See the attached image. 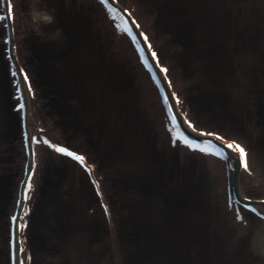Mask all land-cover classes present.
<instances>
[{
    "label": "rangeland",
    "instance_id": "374dc122",
    "mask_svg": "<svg viewBox=\"0 0 264 264\" xmlns=\"http://www.w3.org/2000/svg\"><path fill=\"white\" fill-rule=\"evenodd\" d=\"M64 2L65 14L56 22L49 20V13L44 11L43 7L35 9L27 6L28 8L22 9L26 4L16 0L15 4L19 5L17 13L20 14L16 22V33H19L18 39L22 47L24 42H34L35 49L40 46L41 57L48 54L50 48L47 47L50 42L56 44L64 42L65 50L70 51V54L73 52L74 55L84 43L101 42V51L96 52L98 54H101L103 49L106 50L108 73L102 72L99 67L97 69L89 67L85 74L80 75L79 69L72 67L88 62L94 57L85 51L81 53V56H84L82 62L78 58L80 56H77V60L73 61L76 63H72V56L66 51L65 60L70 65L68 68L51 73L52 81L44 82L43 87L46 86L50 90L52 97L50 102H55L56 112L60 113L58 120L66 129L64 140L70 141L76 148L88 151L90 155L98 156L103 162L102 165L109 170H106L104 189L107 190V200L111 199L116 206L111 208L114 213L113 219L118 225L131 222L132 232L125 237V241L122 240L125 244L123 251L117 249L116 243L108 241L107 229L101 235L97 234L98 228L108 225L104 221V215L90 210L88 205L91 195L83 177L80 174L78 177L72 176L69 169L61 170L59 164L54 165L56 162L53 161L51 166L47 165V168H51V172H55L58 178L54 177L53 181H48V187L54 189L57 178L58 188L55 191H61L59 193L61 200L51 201L54 208L46 207L47 218L41 223L36 222L34 218L31 225L33 228L27 231L31 239L36 233L33 225L35 221L37 231L40 232L37 244L32 242L33 248H36L35 264H136L137 260L141 261V248L145 249L150 241L157 250L161 264H256V261L260 263L262 254L251 245L253 243L251 236L246 235L249 229L247 232L239 231V227H233L232 222L225 223L220 219L222 210H218L221 204L218 189L223 191L221 183L224 180L221 181L218 174L210 173V170L202 166L203 163L197 159L192 161V158H187L185 155L183 159L182 155L170 154L165 144L161 143L163 139L156 138L157 133L152 132L154 127L150 131V125L153 123L146 119L149 116L148 110L152 111L158 101L151 100L150 95L134 85L127 86V82L119 77L120 72L126 69V65L122 62L118 67L116 66L118 60L113 38L102 36L104 27L110 29L104 26V22L100 21L102 25H99L100 23L97 24L94 20L92 12L95 14L97 10H94L88 1L64 0ZM139 2L147 5L145 10L138 7L144 15L149 12L157 19L161 18L160 25L169 27L170 32L173 33L171 35H174L173 40L176 41V45L169 44L168 53L173 57V70H176L184 80L183 83H186L185 93L196 102L198 108L205 107L201 111L203 115L210 117L209 119L214 117L216 120H223L224 126L239 134L241 139L248 140L250 148L255 151V158L256 156L262 158L264 129L261 125L263 123L259 124L258 121L254 122L249 118L251 116L257 120L255 112H260L258 108L264 107V31L254 20L258 15L263 16L261 21L264 23V0H140ZM165 3L169 6L167 10ZM86 6L92 10L91 15L87 14L89 11ZM244 12H248L249 17L243 19ZM142 13H139V16ZM235 16L238 19L236 21ZM245 20L249 24L246 31L243 28ZM231 24L240 30L243 29V32L240 31L243 41H248L247 46L251 45L253 48L250 53L242 51L237 54L232 53L233 43L241 46L242 44L235 36L230 35L228 27ZM57 27L59 32L56 31ZM3 33L4 28L0 25V36H3ZM109 36L108 34L107 37ZM25 37L26 41H24ZM58 40L61 42L57 43ZM0 44H3V40H0ZM4 47L5 44L1 46L2 53ZM260 51L263 55L259 54ZM21 55L22 61L31 63L32 60L26 58L25 54ZM45 59L49 65L48 60L53 58L45 57ZM250 63L254 66H250ZM96 66H99L98 63ZM117 69L121 70L119 74L116 72ZM47 70L52 72L48 68ZM33 71H37V68L34 67ZM39 71L43 73L42 69ZM131 74L134 77V72ZM112 78L116 79V82ZM11 83L10 76L4 73L0 66L2 106H4V93L12 91ZM111 83L114 88L116 87L114 95H110ZM41 89L43 93L45 90ZM104 96L109 97L105 99ZM114 96L116 102L112 99ZM7 97L6 95L4 100ZM3 136L4 133L0 132V140L4 139ZM12 138L16 142L11 143L7 149L11 150L8 155L15 160V167L12 170L6 167L4 170L10 175L14 197L18 190L21 177L19 168L24 156L19 149L22 144L19 134L16 132L15 137ZM39 157L41 159L37 168L45 169L46 155ZM47 175H50L48 171ZM41 176L40 172L37 173L33 196L38 200L43 186ZM64 182L67 185L63 187L61 184ZM152 184L153 188H150ZM143 185L144 188L140 190H147L149 193H144L142 202H147L145 204L147 206H154L153 204L158 205L157 201H159L162 209L155 206L152 211L150 207L148 209L144 207L143 210L139 208L142 205L136 204L138 200L136 189ZM157 187L166 192L172 191L173 200L175 198L177 204L171 207L161 203L162 199L153 195ZM129 199L135 206L129 204ZM55 205L59 209H56ZM8 209L9 213L12 212V207ZM52 211L58 216L53 215ZM7 217L0 219V264H8L9 219ZM188 217L195 218L193 222L196 223L193 225ZM139 218L145 222L143 228L136 227ZM175 218L181 223L179 225L181 233L171 228L176 224L173 220ZM209 218L211 221H208ZM48 219H54L55 222L50 225ZM215 219L220 220V224L218 222L217 225L212 224ZM135 231L138 234L143 232L149 242L143 240V245H139L131 240L130 245L128 240L130 237L133 239ZM214 234L221 237L224 242H217L213 237ZM172 235L178 237L177 242L173 239L177 246L179 243L186 244V249L179 246L181 248L179 250L171 249L170 252H163L157 240H161L163 236L171 239ZM237 238L240 240L237 241ZM135 244H138L139 248H136ZM170 257H173V262L168 260ZM152 264L156 263L152 262Z\"/></svg>",
    "mask_w": 264,
    "mask_h": 264
},
{
    "label": "bare ground",
    "instance_id": "6f19581e",
    "mask_svg": "<svg viewBox=\"0 0 264 264\" xmlns=\"http://www.w3.org/2000/svg\"><path fill=\"white\" fill-rule=\"evenodd\" d=\"M19 1L26 4L22 7V9L28 8V7H33V8L35 7V9L36 7L38 8L43 7L44 11L49 13L48 15L49 20H52V21L57 22L60 16L65 14L64 10L66 8V4L64 0H17V2ZM82 1H85V2L88 1L89 3L92 4V7H94V10H97L96 13L94 14L92 10H90V8L87 7L89 6L88 5L89 3L86 4L87 5L86 9L89 10L87 14L91 15L90 13L92 12V14L95 17L94 20L97 22V24L100 23L101 17L103 14H105V16L107 17L110 16V14H108L107 10L105 9V5L101 3L99 0H82ZM110 1H112L113 4L118 5L120 7L119 8L120 12L124 13V15L127 17L128 22L132 25V28L136 32V36L139 37V40L134 38L129 32L121 31L119 28V25L121 24L120 21L118 22L119 24L118 23L116 24V26L112 25L113 27H110L109 28L110 30H107L104 27L102 36H105V38H109V39L110 37L113 38L112 39L114 42L113 45L116 48L115 49L117 52L116 57L118 60L116 66L118 67L122 62L126 65L125 70L127 71L123 70L122 72H120L121 70L117 69L116 71L117 74H119L120 72L119 77H121V79L123 78L124 81L127 82L126 83L127 86L130 87V85H134L138 89L142 90L144 93H147L148 95H150L151 100L155 99L158 101L157 104L154 105L152 111L148 110L149 119L148 118L146 119L150 123H153V125H150V131H152L151 129L154 127L152 132L157 133L156 138L163 139L161 143L163 145L165 144V147H167L169 149V152H171L170 154H176L178 156L182 155L183 159L185 155L187 156V158H192V161L197 159L203 163L202 166H206V168L210 170L209 171L210 173L218 174L219 179L221 181L224 180L223 183H221L223 184L221 185L223 188V191L220 188L218 189L220 191V198H221L220 201L222 204V206L220 204L218 210L219 211L222 210V212L224 213L223 214L221 212L220 219L223 220L225 223L232 222L233 224L232 226L235 228L239 227L238 228L239 231L247 232V229H249L246 235L251 236V239H253V243L251 245L255 249H258V251L262 254V259L260 260V263L256 261V264L257 263L264 264V215H261V213H264V154L261 155L262 158L258 156H256L255 158L254 157L255 151L250 148V143L248 142L246 138L241 139L239 134H236L235 132L232 131V129L230 130L226 126H224L223 120L221 121L216 120V118L214 117L209 119L210 117L203 115L201 111L205 107H201L202 109L198 108L196 102H194L193 99L190 98L188 94L185 93V89H187L186 83H183L184 80L180 77L181 75L179 76L177 71L173 70L174 68L172 64L173 57L169 55L168 53L169 44L176 45V41L173 40L174 35H171L173 33L170 32L169 30L170 28L169 27L166 28V26L163 27L162 24L160 25V22L162 21L161 18L157 19V17H154L149 12H147L148 14L146 13L144 15L142 11L139 10L138 7L140 6L144 8L145 10L146 8L145 6L147 5L144 3L140 4L139 2L140 0H109V2ZM15 2L16 0H13L14 4ZM4 5L6 6V12H2V14L0 13V15L4 16V20H0V25L2 27H6L7 30L9 31L7 32L4 31L3 33L4 35L0 36V40H3V38L6 37L5 40L8 39L9 41L7 42L12 43V46L10 44L7 46L6 44L4 47L3 53H2L1 46L3 44H0V63H1L0 66L1 68H3L4 73H7V75H10V77H12L13 81L15 82V87L13 88V91H11L12 93L11 92H6V94L4 93L5 97L6 95L8 96L5 100H4L5 97H3L4 106H2V102L0 100V132L4 133V136L2 137L4 139L3 141L0 142V146H2V148L5 151L3 155V159L0 157V219H2L4 216L6 217L8 216L7 218L11 220H13V217L17 218L16 220H13L11 222V226H10V228H13V227L16 228L14 233L11 232V229L8 231L7 238L8 237L10 238L8 239V242H7L8 254L9 256L13 253L15 254L14 264H19L24 261L23 260L24 256L21 254L23 252H20V250L21 248L24 250L25 246L27 245L26 244L27 242L25 243L26 237L22 236L23 233L21 232V228H22L21 224L23 223L21 220L22 218L25 221L29 220L28 217L30 216L29 215L27 216V211L31 209V211L29 212L32 213L33 217H35V214H33L34 211H41L44 208L42 205H45L47 203V207L51 208L52 206V208H54L53 203L51 201L61 200L59 193L55 192V189H53L52 191L53 194H51L52 195L51 197H53V199L50 200V202L43 200V199L40 200L41 195H43L46 192L45 190H43L42 192V189L39 194V200L33 197L35 194L34 188L30 193H27V195L30 198L28 199L25 198V194L27 192V185L29 184L33 185L36 181L37 173L40 172L41 174L40 169L39 170L35 169V166L36 167L38 166L39 168V164H40L39 159H41V157L39 156L45 154V152L48 153V151L53 152L54 157H49L45 154L46 159L44 160V165L46 168H47V165L51 166L52 162L55 161L56 163H54V165L59 164L58 167H60L61 170L69 169L68 171L70 172L72 176L78 177V175L81 174V176L84 177L87 175V177H85L83 180L86 182L85 185H88V186L90 184V179L88 175H92L93 178L94 176L95 178H98L99 177L98 175H100V178H99L100 183L96 181L98 185L96 187L97 191H95L92 188L90 198L91 199L93 198V201L98 204L97 205L98 207L100 206V209H95V211L100 215H104V221L108 226L106 227L103 225L101 226V228H98L97 234L101 235V233L105 232L107 229L106 233H107L108 241L118 242L116 244L117 249H120V251H123L124 250L123 246H125V244L124 242H122V240L125 241L126 240L125 237H127L128 234L132 232L130 231L131 222H128V223L124 222L118 225L117 223H115L113 219L114 213L112 212L111 208L116 207V206L114 203H112L111 199L107 200V196H108V194H106L107 190L104 189L105 188L104 181H105V178H107L106 172L109 170L106 169L102 165L103 162L100 159H98V156H94L93 154L90 155L88 151L86 152V150L84 149H81L78 147L76 148L72 146L73 144L70 141L66 139L64 140L63 135L66 129H65V126H62V123H60V121L58 120L60 113L56 112L57 107L55 106L56 105L55 102L54 101L50 102L51 101L50 99H52V97L50 96L51 95L50 90L46 86L43 87L44 82L48 83L52 81L50 78L51 73H54V71L58 72L62 68L63 69L68 68V66L70 65V63L67 60H65L66 58L65 54L67 51L64 48L65 43L64 42L62 43L59 40H58L59 42L57 43L61 42L62 44L61 43L56 44L55 42L54 43L50 42L47 47V49L50 48L48 54L42 57L40 55V52L42 51L39 52V50L41 49L40 46L38 49H35L36 44L34 42L32 43L31 40H30L31 43L24 42L25 44L22 47L21 46L22 43H20L18 39L19 33H16L17 32L16 22L18 21V16L20 15L17 13V9L19 5L15 4V19H13L9 11V0H0V10ZM165 7L167 10V8L169 7L168 4L166 5L165 3ZM128 8H130V11H125ZM135 11H137L136 14H135ZM81 12L85 14L82 10ZM73 13L75 14V12ZM139 13H142V15L139 16ZM136 16L138 17V19ZM236 16L234 18L235 21L238 20ZM246 17H249L248 12H244L242 14L243 19H245ZM262 17L258 15L257 17H255L254 20L256 21V23L258 24L260 28L261 27L263 28L262 31H264V23H262L261 21L263 20ZM61 20H63V18ZM137 21L139 23H137ZM246 21L247 20H245V22ZM109 22L107 23V25L109 24ZM247 26H249L248 22H246L245 26L243 27L245 28V31L247 30ZM229 28H230L229 31L231 32L230 35L235 36V38H237L238 41L241 42L242 44L241 46L238 43L236 45H234L235 43H233V45H231L232 46L231 50H234V51L233 52L231 51V52L233 54H237L240 51L250 53L253 48L251 45L247 46L249 43L248 41L246 42L243 41L242 34H241V32H243V29L240 30L236 26L234 27V24H231L228 27V29ZM58 30H59V27L56 28L57 32H59ZM107 31H109V33H107ZM145 33L147 34L148 39H145ZM108 34L110 35L109 37H107ZM100 38H97V39L101 41ZM26 40L27 39L25 37L24 41ZM149 41L151 42L150 44H149ZM100 43L101 42L99 43L92 42L91 44L84 43L80 45L75 55L73 54V52L72 54H70L69 53L70 51L69 52L67 51L70 54V56H72V59H71L72 63H76L73 61L77 60L76 59L77 56H80L78 58L82 62L84 60V56L83 55L81 56V53L85 51L94 57L88 62L79 64V65H74L72 69L73 68L79 69L78 71L80 72L79 73L80 75L85 74L86 73L85 71H87V68L89 67L90 69L91 68L97 69V67H99L102 72L108 73L107 69H109V67H108V63L106 62V57H108V55H106L107 54L106 50L103 49L101 54L96 53V52L101 51ZM140 45H143V53H147V59L152 62L151 68L149 67L148 64L143 63V61H145V55L142 53ZM6 46L12 47V49H7ZM153 49L155 50L156 53L159 54V61H157L156 57L153 55ZM22 53L23 55L24 54L26 55V58L28 57L29 59L32 60L31 61L32 64L31 63L28 64V62L26 63L25 61H22L23 60L21 58ZM259 54L263 55L261 51ZM45 57L47 59H49V57L53 58V59L48 60L49 65ZM102 58L104 59L102 60ZM96 63H98L99 66H96ZM254 63L256 62L254 61ZM31 65L33 68L36 67L37 71H33V68L31 67ZM161 65H163L164 67H167L169 69V72L164 73ZM250 66H254V64L250 63ZM47 68L51 70L52 72L48 71ZM243 68L245 69L246 67L244 66ZM40 69L43 70V73L39 71ZM25 71L28 73L27 77L24 75ZM34 72H36V74H34ZM132 72H134V77L131 74ZM114 75L115 73L112 74V76ZM157 76H159L160 78L159 82H157V79H156ZM28 77H30L32 80L31 88H29L27 84ZM169 77L171 78V81H172L171 84L168 83ZM113 81L116 82V79H113ZM56 82L58 81L56 80ZM110 85L112 87L110 89L112 90L110 92V95L116 94L115 92L116 87L114 88V85H112V83ZM33 88L35 89V95H32ZM41 88L45 90L43 93H42L43 90ZM21 90H23V97H21ZM165 90L168 91L169 98L172 99L173 101L172 106L175 109H177L176 119L179 120L178 127L176 126V120H173L172 122L170 118L171 116L169 114L168 116L167 113H165V108L168 109V111H170L168 103L164 99ZM118 94H120V92H118ZM176 94L180 96V101L175 100ZM11 95L13 97H11ZM107 97L109 96H104L105 99ZM112 99L113 101L116 102L115 96ZM21 104L25 105L23 109L20 107ZM14 107H16L17 110L14 109ZM258 109H260V112H255L256 114L255 118L257 120H254L251 116L249 119L254 122L258 121L257 123L259 124L263 123L261 126L264 129V111H262L264 110V107L261 106ZM52 111H55V112H52ZM151 112L153 115L151 114ZM184 118L188 119V121L191 120L196 125V127L193 128L189 126L188 122H186ZM47 122L49 124H47ZM249 122L251 124V121ZM169 127H171V129H169ZM174 127L178 130L179 137L183 136L184 134H187L188 136H191V138L199 141L201 144H204L205 146L206 144L211 146V144L207 143L206 141L215 142L216 144L220 145L221 147L227 150L228 159H225L223 157H220L214 154L205 153L204 151H198L197 149H193L187 146V144H185L184 142H182V139L181 141L178 140L176 136L174 137L176 138V140L174 139L176 143L175 144L176 148L172 149L170 145V141H168L166 137V133L167 135L170 136V133H168L167 130L169 129V131H172ZM16 132L17 134L20 135L19 136L20 138L22 137L21 134L22 133L24 134L23 136L24 142L21 144V147L19 149L21 150L23 155L25 154L26 157L28 156L27 161H25L26 164L24 163L25 165L23 166V162H22L21 167L19 168L21 171L20 175L23 177V179H26L25 185H24L25 194H21V196H19L20 199L16 198L17 192L14 197L12 196V190H13L11 187L12 182H11V179H9V173L6 170H4V167L6 164L8 167L10 166L9 167L10 170H12L15 167V161L11 160L12 158L9 157L8 155L9 153H11V150H8L7 148L9 147V145H11V143L16 142L12 138V137H15ZM211 133H217V135L213 136L211 135ZM47 134L51 135L47 139L52 140L53 143H56L62 146H68L71 148V150L79 153L80 155L87 157L88 164L90 166L94 165L95 166L94 169L92 171H89L86 167H84V165L80 161L76 160L74 157L62 154L58 152L57 150L53 149L49 144L44 143L43 141L46 138ZM172 135L174 136V133H171V136ZM220 135H223L225 137V140L229 143L235 140V141H238L240 144L244 145V147L248 150V153H249V165L252 169L251 172L245 169L242 165V162L239 159H237L239 154L235 153L232 149H228L227 143L219 139ZM10 137L12 139L11 140L9 139L10 141L9 143L7 140ZM37 138L40 139L41 141L40 143H37ZM25 139L27 141H25ZM233 165H236V166L233 167ZM58 167L56 168V170L58 169ZM46 168L42 169L43 171L46 172V175H45L46 181H50L54 177H57V175L54 174L55 172H51L52 171L51 168L49 169L47 168L48 170H46ZM47 171L48 173H50L51 176L47 175ZM85 173L86 175H84ZM57 178H56L55 185H54L55 188H58ZM19 179L21 181V177ZM63 185H67V184L64 182L61 184V186ZM139 186H141V184H139ZM143 188H144V185L141 188L136 189V192L138 194V197H137L138 200L136 204H141L143 206V207L139 206V208L143 210L144 207L146 209L150 207V210L152 211L155 206V208L160 207L162 209V205H160L159 201H157L158 205L152 203L154 206H149V205L147 206L145 205L147 204V202H144V203L142 202V200L144 199V193L148 192L147 190H140ZM150 188H153V184H152V187ZM96 193H100L102 196L98 197ZM153 195H155L156 197L157 196L160 197V199H162L161 203H164L165 206L170 205L171 207H174V205L177 204V200H175V198L173 200L174 195L172 191L166 192L165 190L163 191L162 188L157 187L156 189H154ZM101 202H103V204L107 203L106 210H104V207L101 204ZM129 202H130L129 204L131 205H133L132 203H134L130 199H129ZM91 205L92 204L89 201L88 206L90 207ZM11 207H12V212L9 213L8 208H11ZM126 208L128 209V206ZM137 208H138V205H137ZM56 209H59V207L56 206ZM15 212H17V216ZM53 212L54 211H52V214L55 215L56 212L54 213ZM240 215L244 216L245 219L243 221L239 219ZM178 216L182 217L181 215H178ZM178 216L177 218H179ZM177 218L173 219L175 220L176 224L172 225L171 228L172 229L174 228L181 233V230L179 229V225L181 223L178 222ZM54 219L52 220L48 219V222H50V225L53 224V222H55ZM188 219L189 221L191 220V223L193 225L196 223V221L193 222L195 218L193 219L192 217L191 218L188 217ZM208 221H211V218H209ZM134 222L138 223L137 221H134ZM217 222L218 224H220V220L216 221V219L211 223L212 224L214 223L217 225ZM144 224L145 222L142 220V218L141 219L139 218V223L136 225V227L138 228L140 226L143 228ZM52 227L55 230L57 229L55 226H52ZM227 231L229 232L228 229ZM134 233L135 234L133 235L134 236L133 239L132 237H130V239L128 240L130 241V245H131V240L134 241V243L136 241V243H138L139 245H143V242H144L143 240L147 241V243L149 242L145 238L143 232H140L138 234V232L136 233L135 231ZM171 237H173V235ZM213 237L216 238L217 242L218 241L224 242V240L221 237H218V235L216 236V234H214ZM177 238L178 237H173L171 239H168V237L165 238L163 236L161 240L159 239L157 240L159 241L157 243L159 246H161L162 248L161 250H163V252L164 251L170 252L171 249L179 250L181 249L179 248V246L186 249L187 247L186 244L182 245L181 243H179V245L177 246V243H176L178 241ZM13 239L16 241L15 245H13L12 243L9 246L10 240H13ZM173 239H175L176 242ZM236 240L238 241L240 239L237 238ZM216 241L214 242L216 243ZM138 244H135L136 248L137 247L139 248ZM148 244L149 245H146L145 249L141 248L142 250V252H140L141 261L137 260L136 264H152V262L156 264H161L162 262L158 258V254L156 253L157 250L155 246L152 245L151 242ZM173 244L176 246H173ZM151 247L153 248L151 249ZM172 258L173 257H170L168 258V260H171V262H173Z\"/></svg>",
    "mask_w": 264,
    "mask_h": 264
},
{
    "label": "snow or ice",
    "instance_id": "6c2138e0",
    "mask_svg": "<svg viewBox=\"0 0 264 264\" xmlns=\"http://www.w3.org/2000/svg\"><path fill=\"white\" fill-rule=\"evenodd\" d=\"M103 2L112 11V13L117 14L116 15V19L124 21L123 23H121L119 25L120 30L131 33V35L134 38L139 40V37L136 36V32L132 28V25L128 22V19L124 15V13L120 12V10L118 8L113 7L112 4L109 2V0H103ZM9 11H10L13 19H15V4L13 3V0H9ZM0 20H4V16L3 15H0ZM137 23H139V22L137 21ZM145 39H148L146 33H145ZM150 43L151 42L149 41V44ZM140 47H141V51L143 53V45H140ZM143 54L145 55V63L148 64L149 67L151 68L152 67V62L147 59V53H143ZM153 55L156 57V60L159 61V54L156 53L154 49H153ZM161 67L163 68V72L164 73H168L169 72V69L167 67H164L163 65H161ZM24 75L27 77L28 73L25 71ZM156 79H157V82H159V79H160L159 76H157ZM168 83L169 84L172 83L170 77H169ZM27 84H28L29 88L32 87V80H31L30 77H28ZM32 95H35V89L34 88L32 89ZM21 97H23V90H21ZM164 99L168 103L169 110L172 113V118L174 120H176V126L178 127L179 126V120L176 119L177 109H175L172 106L173 105V101H172V99L169 98V93H168L167 90L164 91ZM175 100L176 101H180V96L178 94H176ZM20 107L23 109L25 107V105L21 104ZM188 124H190L193 128L196 127V125L191 120L188 121ZM211 135L216 136L217 133H211ZM179 138L182 139L185 144L189 145L193 149H199V150L204 151L205 153L214 154V155L223 157L225 159H228L227 150L224 149L223 147H221L220 145L216 144L215 142H209L211 144V147H208V146H205L204 144H201L199 141L189 137L187 134H184L183 136H181ZM219 139L221 141H225V143H227V148L228 149H232L235 153L239 154L237 159H239L242 162V165H243V167L245 169H247L249 172H251L252 169H251V167L249 165V153H248V150L244 147V145L240 144L238 141H235V140H233V141H231L229 143V142H227L225 140V137L223 135H220ZM40 142H41L40 139L37 138V143H40ZM43 142L49 144L53 149L57 150L58 152H60L62 154L74 157L76 160L80 161L84 165V167H86L89 171H92L94 169V167H95L94 165L90 166L88 164L87 157H85L83 155H80L79 153L71 150L70 147L62 146V145L53 143L52 140H49L47 138H45ZM235 166L236 165H233V167H235ZM33 188H34L33 185H31V184L28 185L27 192L25 194V198L26 199L30 198L27 195V193H30L33 190ZM106 207H107V205H106ZM29 211H31V209H29ZM261 215H264V213H261ZM16 219H17L16 217H13V220H16ZM239 219L243 221L245 218H244L243 215H240ZM21 227L26 229L28 227V225L24 224ZM14 231H15V229H14ZM15 243H16V241L14 240L13 241V245H15Z\"/></svg>",
    "mask_w": 264,
    "mask_h": 264
}]
</instances>
